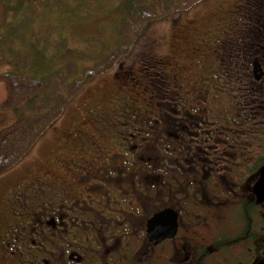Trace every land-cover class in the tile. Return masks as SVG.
Returning a JSON list of instances; mask_svg holds the SVG:
<instances>
[{
  "label": "flooded vegetation",
  "instance_id": "flooded-vegetation-1",
  "mask_svg": "<svg viewBox=\"0 0 264 264\" xmlns=\"http://www.w3.org/2000/svg\"><path fill=\"white\" fill-rule=\"evenodd\" d=\"M236 34L196 71L147 47L121 85L78 98L69 132L0 169V264H264V133L240 102L241 83L264 92V59ZM161 213L175 230L151 238Z\"/></svg>",
  "mask_w": 264,
  "mask_h": 264
},
{
  "label": "trees",
  "instance_id": "trees-1",
  "mask_svg": "<svg viewBox=\"0 0 264 264\" xmlns=\"http://www.w3.org/2000/svg\"><path fill=\"white\" fill-rule=\"evenodd\" d=\"M6 1L11 2L12 0ZM34 1L39 4L36 7V17L34 16L37 22L35 25L40 27L44 23L45 25L55 23L52 19L47 22L48 17L45 13L46 10L48 11L51 8L52 3H65L67 0ZM195 1L197 0H124L121 3L124 12L116 21L114 30L117 35H124L125 38L129 36L115 48L108 43H103L100 44L103 45L101 49L99 47L93 48L94 46L87 42L89 40L97 41L98 39L104 41V38L100 37V35H94L83 40L85 49H79L68 43L64 46H60L59 43V48L48 46L49 38L44 36L42 32L37 33L36 37L30 36L33 28H31V25L34 24L30 20L32 18L31 12H29L30 4L26 6L24 3H10L9 12L13 14H6L9 19L7 18L0 27H10L13 36L9 38L6 32H4V36L0 34V50L5 52L2 55L7 58L8 64L19 66L18 71L4 74L11 79L12 83V88L9 84L8 103L5 104V107L8 105L14 108L18 117L12 125L0 131V169L2 170L18 162L34 145L42 131L50 124V120L54 116L59 115L63 103L78 93L86 84L97 79L100 76V72L112 66L120 54L127 52L130 45L136 40L134 39L135 35L139 34L144 23L154 18L169 16L180 9H189L190 5ZM72 2L77 3L74 9L79 6L83 8L85 3H89L87 0ZM242 2L238 4V15L234 24L237 31L236 35L238 36L237 45L253 49L258 57L264 59V0H243ZM70 15L73 23H77L81 17L73 11H70ZM189 24L192 25L191 22ZM229 27L226 25L224 29L226 30ZM25 37H27L25 46L29 49L24 51L22 41H25ZM214 38L207 40L211 43V49L216 48ZM41 39L44 40L42 47L47 46L46 49L48 51L46 52L50 54L49 59L52 58L51 60H53V57H55V62L53 63L55 65H51V68L46 65L47 67L43 68L45 71L42 70L39 64H42V61H47L49 64L47 53L41 55V52H38V56H41V61H39V64H32L38 57L34 56L35 53L32 55V51L34 52L35 48H38V42ZM130 40L132 42H129ZM5 46L7 47L4 48ZM15 53L19 54L20 57L15 59ZM207 54L208 56L205 54L204 63H213V61L218 60L216 52L209 50ZM26 58L29 65H27ZM78 58L85 61L93 60L92 67H83L84 69L80 70L77 65ZM129 65L124 68L135 66V64L131 63ZM34 67L42 71L32 75L31 70L35 71ZM240 86V102L256 107L259 111L257 122L261 128L257 130L264 133V96H262L264 92L260 93V90L257 89L258 92L253 97L250 91L245 89V84L241 83ZM256 98V102H253L252 100ZM258 139L264 142V136L261 134H259Z\"/></svg>",
  "mask_w": 264,
  "mask_h": 264
},
{
  "label": "rangeland",
  "instance_id": "rangeland-1",
  "mask_svg": "<svg viewBox=\"0 0 264 264\" xmlns=\"http://www.w3.org/2000/svg\"><path fill=\"white\" fill-rule=\"evenodd\" d=\"M72 1L78 0H67L65 3H52L51 8L48 9V11L46 10L45 13L48 17L47 22L52 19L55 23L51 25H45L44 23L43 26L37 27L38 25H35L37 23L35 17L36 7L39 4L36 3V1L12 0L8 2L6 0H0V25H2L7 18L9 19L7 15L11 13L9 12L11 8L9 6L10 3H24L26 6L30 4L29 12H31L32 17L30 20L34 23L31 25V28H33L30 36L36 37L37 33L42 32L44 36L49 38L48 46L58 47L59 43L60 46H64L68 43L79 49H85L83 40L94 35H100V37L104 38V41L98 39L97 41L89 40L87 42L93 45V48L99 47V49H101L103 45L100 44L103 43H108L111 47L115 48L129 36L125 38L124 35H117L114 30L116 21L122 15V12H124L121 6L124 0H87L89 3H85L83 8L79 6L76 9H74V7L77 3H73ZM242 1L243 0H197L190 5L189 9H180L169 16L154 18L144 23L139 34L135 35L136 37L134 36L136 40L130 45L127 52L120 54L113 62L112 66L100 72V76L97 79L86 84L78 93L70 97L65 104L63 103L64 109L62 113L60 116L57 117L56 115L50 120V124L46 126L44 132L38 138L35 147L38 148L41 146L43 139L51 134L52 129L56 125L58 129H65V132H69V128L71 129L70 115L75 113V110L78 113L79 120L82 121L83 116L82 113H80L81 105H78L80 101L78 98L80 96L83 98H90L89 96H92L97 90H103V95L108 87H112L114 81H119L117 83L121 85L124 67L135 61L138 62L141 53L147 52V47L151 49L152 55L158 58L166 67H172L174 63H183V66L187 70L196 71L199 66L201 67V63L203 62L201 58L204 59L206 57L202 56V54H207L210 50L211 43L207 41L209 40L207 38L213 39L220 34L221 30L224 29L226 25L231 27L235 24L238 15V4L243 3ZM70 11L81 16L77 23L72 22ZM190 22L193 26L189 24ZM191 26L192 28H190ZM4 32L7 33L9 38H12L13 34L11 33L12 29L10 27H0V34L2 36H4ZM26 38L27 37H25V41H22L24 51L25 49H29L25 46ZM42 39L38 42V48H35L36 50H34V52L32 51V55L35 53L34 56L37 57L38 52H41V55L47 53L49 64L47 61H42V64H39V61H41L40 55L32 64L38 63L42 70H44L43 68H46V65H49L48 68H51V65H55L53 64L55 62V57H53V60H51L52 58L49 59L50 54L46 52L48 51V49H46L47 46L42 47L44 42ZM231 40L236 41L237 36H234ZM129 42L132 41L130 40ZM6 47L7 46L4 48ZM60 49H62V47H60ZM4 53L5 52L0 50V130L12 125L18 117L14 108L8 105L5 107V104L8 103L9 84L12 88V83L11 79L7 78L4 74L6 72L18 71L19 66L8 64L7 58L2 55ZM22 54L24 55L23 51ZM15 56V59L20 57L19 54L16 53ZM26 61L27 65H29L27 58ZM93 62V60L85 61L80 58L77 59V65L80 70L93 65ZM227 62L228 60L224 61V63ZM141 65L142 64H140V66ZM34 68L35 71L31 70L32 75L42 71L37 67ZM122 85L128 86V84ZM129 87L131 86L129 85ZM145 87L143 83H138L136 91L138 96L144 97V94L146 96L145 91L148 92V90L145 89ZM66 111L71 113L64 116ZM63 117L64 120H62ZM61 123H63L62 126Z\"/></svg>",
  "mask_w": 264,
  "mask_h": 264
},
{
  "label": "water",
  "instance_id": "water-1",
  "mask_svg": "<svg viewBox=\"0 0 264 264\" xmlns=\"http://www.w3.org/2000/svg\"><path fill=\"white\" fill-rule=\"evenodd\" d=\"M258 187V200L264 194V166L261 168L259 181L256 184ZM175 230V216L168 213L154 215L148 221V234L151 238L157 239L171 236ZM159 236V237H158Z\"/></svg>",
  "mask_w": 264,
  "mask_h": 264
}]
</instances>
